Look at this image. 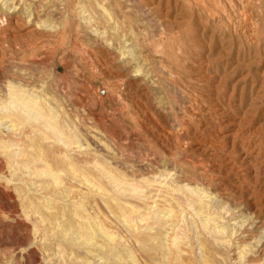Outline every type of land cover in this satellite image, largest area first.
<instances>
[{"label":"rangeland","instance_id":"374dc122","mask_svg":"<svg viewBox=\"0 0 264 264\" xmlns=\"http://www.w3.org/2000/svg\"><path fill=\"white\" fill-rule=\"evenodd\" d=\"M80 2L96 11L98 23L83 20ZM107 6L135 60L121 61L117 39L110 46V37L96 33L108 26L94 0H0V88L12 81L53 96L61 122L78 128L95 152L80 158L84 164L98 154L108 167L137 177L178 167L182 178L209 185L216 199L208 210L227 234L200 263L199 220L177 213L167 231L189 238L170 263L264 264V0H107ZM134 65L144 73H134ZM1 187V264H54L27 249L32 236L20 199ZM103 213L106 227L121 235L140 264L159 263Z\"/></svg>","mask_w":264,"mask_h":264},{"label":"bare ground","instance_id":"6f19581e","mask_svg":"<svg viewBox=\"0 0 264 264\" xmlns=\"http://www.w3.org/2000/svg\"><path fill=\"white\" fill-rule=\"evenodd\" d=\"M94 1L101 10V16L108 26L104 30L96 28V33L102 34L105 38L110 37V46L113 39H117L121 61L135 60L136 54L129 53L130 40L127 39V33L121 32V25L116 19L117 16H114L110 7L107 6V0ZM87 6L85 2L79 3L81 17L89 24L98 23L100 17L94 9L90 11ZM130 32L135 34L132 30ZM149 40L153 41L151 38ZM133 70L136 74L143 72L142 67L138 65ZM158 79L160 80L159 77ZM3 87L0 88V154L5 159V165L3 168L0 166V184L14 190L20 199L22 214L30 223V229L26 231L31 232L30 237L32 236V240L27 249L38 250L43 260H54V264H91L92 261L89 260L88 256L98 257L97 261L101 262L97 264H140L141 261L138 262L135 251L126 244L121 235L111 232V229L109 230L106 227L104 218H102L103 212H106L105 214H109L114 218L129 234L128 239L134 240L133 243L136 242L143 250L147 251L149 258L157 257L158 264H172L169 260L179 258V253H181L180 243L186 242L189 237L187 232L181 237L177 235L175 237L170 236L167 229H173L172 226L177 218V213L181 214V212L189 211L198 218L197 221L199 220L197 225L199 232L198 260L201 263L211 258L213 254L212 246L219 239L225 237L227 231L225 226L219 225L217 222L219 216L217 214L212 216L208 210L211 208L210 204L216 199V195H213L214 193L210 191L209 185L202 183V180L199 182L197 178L196 183L189 182L186 178L187 181L182 178V172L179 174L180 171H177L178 167H176L177 170H173L165 166L159 173L153 172L152 175L146 177H137L127 175L129 172L127 174L125 171L120 172L116 169L117 166L116 168L108 167L106 160L99 161L98 154L92 162H89L91 161L89 160L84 164L80 158L83 155L92 154L94 150L88 142L82 141L83 136L77 130L78 128L71 126L67 120L61 122V115L53 102V96L43 90L29 88L25 84H17L12 81H9L6 87ZM180 123L183 124L184 122L181 121ZM78 125L76 123V126ZM26 128L29 130L25 131ZM3 129L13 137L5 138L4 135L2 136ZM168 139L171 138L168 137ZM93 153L95 154V152ZM174 156L177 155L174 154ZM176 164L177 162H175ZM3 169L8 174H5ZM1 189L3 188L1 187ZM12 196L14 197V195ZM162 202L164 205L161 204ZM3 203H0V205H3ZM101 205L102 210L104 207L105 211H101ZM219 207L217 208L219 209ZM17 208H19V205ZM7 212H5V215ZM22 244H24V241ZM194 250L197 252V249Z\"/></svg>","mask_w":264,"mask_h":264}]
</instances>
